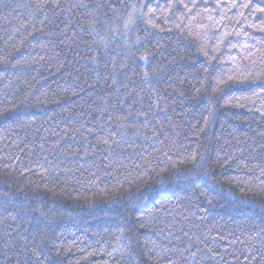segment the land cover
Segmentation results:
<instances>
[{"label": "trees", "instance_id": "trees-1", "mask_svg": "<svg viewBox=\"0 0 264 264\" xmlns=\"http://www.w3.org/2000/svg\"><path fill=\"white\" fill-rule=\"evenodd\" d=\"M0 264H264V0H0Z\"/></svg>", "mask_w": 264, "mask_h": 264}, {"label": "snow or ice", "instance_id": "snow-or-ice-1", "mask_svg": "<svg viewBox=\"0 0 264 264\" xmlns=\"http://www.w3.org/2000/svg\"><path fill=\"white\" fill-rule=\"evenodd\" d=\"M141 59H146V57H141ZM229 79H231V77H229ZM106 143V141H105ZM191 257H192V260L195 261L196 258H197V253L196 252H192L191 253Z\"/></svg>", "mask_w": 264, "mask_h": 264}]
</instances>
